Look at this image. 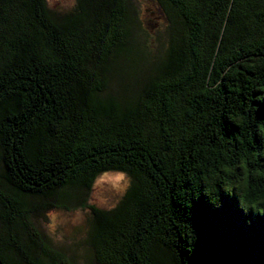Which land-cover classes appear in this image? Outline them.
<instances>
[{"label": "trees", "instance_id": "obj_1", "mask_svg": "<svg viewBox=\"0 0 264 264\" xmlns=\"http://www.w3.org/2000/svg\"><path fill=\"white\" fill-rule=\"evenodd\" d=\"M152 1L160 55L132 0H0V264H264V0ZM53 209L87 213L88 263Z\"/></svg>", "mask_w": 264, "mask_h": 264}, {"label": "rangeland", "instance_id": "obj_2", "mask_svg": "<svg viewBox=\"0 0 264 264\" xmlns=\"http://www.w3.org/2000/svg\"><path fill=\"white\" fill-rule=\"evenodd\" d=\"M53 8L66 10L75 4V0H49ZM140 26L134 32L136 42L145 47L151 43L155 54H163L167 39L166 23L163 21L156 4L152 0H132ZM129 185L128 177L121 172H107L95 182L90 202L103 209L115 207ZM87 213L81 209L67 211L53 209L47 217H40L39 224L55 246L65 249L70 255H76L83 263H88L89 248L86 243Z\"/></svg>", "mask_w": 264, "mask_h": 264}, {"label": "clouds", "instance_id": "obj_3", "mask_svg": "<svg viewBox=\"0 0 264 264\" xmlns=\"http://www.w3.org/2000/svg\"><path fill=\"white\" fill-rule=\"evenodd\" d=\"M262 137V139H264V136H261Z\"/></svg>", "mask_w": 264, "mask_h": 264}]
</instances>
